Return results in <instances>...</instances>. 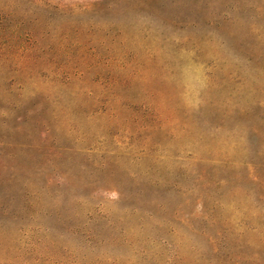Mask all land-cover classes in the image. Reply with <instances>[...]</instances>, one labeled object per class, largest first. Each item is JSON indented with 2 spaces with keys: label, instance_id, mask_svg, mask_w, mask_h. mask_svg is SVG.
Listing matches in <instances>:
<instances>
[{
  "label": "rangeland",
  "instance_id": "obj_1",
  "mask_svg": "<svg viewBox=\"0 0 264 264\" xmlns=\"http://www.w3.org/2000/svg\"><path fill=\"white\" fill-rule=\"evenodd\" d=\"M0 264H264V0H0Z\"/></svg>",
  "mask_w": 264,
  "mask_h": 264
}]
</instances>
